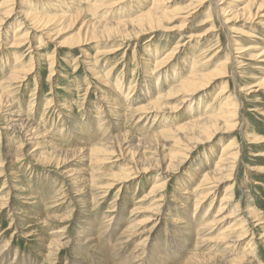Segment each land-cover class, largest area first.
I'll list each match as a JSON object with an SVG mask.
<instances>
[{"label":"rangeland","instance_id":"374dc122","mask_svg":"<svg viewBox=\"0 0 264 264\" xmlns=\"http://www.w3.org/2000/svg\"><path fill=\"white\" fill-rule=\"evenodd\" d=\"M15 1L17 4L23 3L25 5L23 9L36 8L35 11L37 12H41L42 8H48V6L51 11L53 9L61 11L63 8L62 6L53 8V3H43L40 0ZM200 1L160 0L158 4L154 5V8L157 9V12L166 15L161 24L162 26H169L171 30L167 28V31L164 30L166 28H161V30L145 35H136L135 32L139 23L133 25H128L129 23L115 24L111 29H108L106 27L108 22L105 21L116 22L123 17H135L136 14L148 9L149 6L141 7L139 4L137 7V4L133 3L130 7L132 1L129 0L128 5L126 3L121 8L110 12L90 8L86 3L81 2L78 4L81 5L80 12L72 13L69 10L72 14L55 25L57 27L53 33L52 41L42 47L38 53L39 56L34 55L29 64L28 58L31 54L23 53L25 48L19 50L17 56L21 57L22 55L29 66L26 69H31L30 71L35 72V74L32 73L28 77L29 79L22 84H15L14 81H10L3 84V88L19 87L18 90L13 89L15 90L13 98L26 114H30V118L34 122L36 121L37 125L45 128L51 134L54 133L62 144L64 141L72 144L75 141L73 136L78 128L84 133V137L86 136L91 141L96 137L98 138L99 132L105 129L108 135L114 133L115 135L110 143H104L103 141L99 143V153L93 154L87 159H82L83 155L69 153L65 158L66 163L59 166V169L49 167L46 171H43L37 166L28 164L24 159V161L16 162L15 166L20 172V185L24 186L26 190L29 189L34 192L39 198L37 205L29 209V218L21 224L16 220L14 213L20 208L24 214V211H28L30 207L24 205V203L20 204L19 200L13 202L7 200V196L4 197L5 192L2 191V184L6 182L5 177L0 179V203L6 200V207L1 208L0 206V242L5 243L8 241L11 245L2 252L6 253V256L0 257L2 264H6V262L7 264L42 263L44 260L41 253L45 249H41L42 244L40 241L44 239V242H49L50 240L46 239L51 235L54 228L49 231V224L44 223V219L40 217L44 218V214L47 213L52 216H63L64 212H67V215H64L67 216L64 225H68L67 234L73 239V242L62 250L61 256H59L60 261L57 264H85L86 262L88 264H99V259L91 256L89 252L83 251L77 240L79 236L77 221L81 214L71 210L77 208L76 202L74 205V199L78 194L75 189L80 188L81 185L80 178L87 179L89 175L97 176L96 183L92 188L79 191L89 199L87 203H89L91 210L90 215L95 221L103 217L102 212L108 210L115 202L117 195H119L116 211L121 214L120 220L121 218L129 220L130 211L133 210L132 219H135L137 224L143 225L148 211L152 207L150 198L156 192L154 189L156 174L160 172L159 168L162 169L168 165V162L160 160V155L170 156L183 145L182 141L173 145L171 142L172 135L170 133H160L159 130L174 127L175 124H183L189 119L190 112L193 111L198 113L200 109H203L208 114L207 109H209L208 106L212 103L213 97L226 84L227 93L239 104L236 119L229 120L228 125H221V131L214 137H203L196 140V136L193 133L190 134L193 127H186L179 132L182 133L181 135H188L193 140L187 144L188 152L185 157L172 158L174 165L170 170L175 172V180L167 185L161 195L167 197L166 203L177 207L176 202L173 201V196H179L176 187H193L197 181V176L192 177L193 168L199 167L201 171L205 169L212 170L213 163L221 153L223 146L234 143L231 150L237 153V158L234 167L231 169V177L223 184L225 187L223 186L220 197L224 190L229 187V190L234 194L233 204H236V202L242 206L249 204L254 208L256 207L264 217V56L260 55L262 54L261 50L264 49V27L259 24V21L264 23V9L257 15L250 17L249 21H246L243 19L244 15L239 14L234 18L231 14L251 0H238L237 2L222 0L221 7H228L226 17L233 18L230 19L231 21H225V15L219 17L217 15L216 0H203L202 4L199 3L198 5L197 2ZM227 2L230 3L227 4ZM191 4H197L198 7L189 10V7H192ZM238 5L239 7H237ZM183 9L188 14H182ZM183 15L186 16L183 17ZM167 16L172 18L170 19ZM19 21L20 18L14 16L5 26L7 39L13 36ZM86 23L94 24L87 27ZM252 33L255 34L253 38L250 37ZM191 35L196 37L190 39ZM56 43L60 44L57 50H55ZM14 51L16 50H9L8 48L5 51L2 61L6 62L3 65L2 72L0 70V80L10 75L15 59ZM203 51H207L208 54L211 53L212 59L203 68H199L198 72L207 71L210 74L219 71L224 72L219 73V77L208 87L196 93L189 104H182L181 98L175 97L176 95L173 92L165 95V98L169 99L159 100L156 104V111L148 123L151 124L155 121L157 126L163 129L155 130L149 126H147L148 128L139 129L134 126V123L131 126L126 124L124 128L120 129L117 126V128L115 127V121L105 111V100L101 99L113 98L114 86L119 80L121 81V92L127 94L130 87V91H132L130 96L135 101L133 105H139L143 103L145 96H149L145 95L146 93L144 94L145 91L143 90L145 88H147V93H151V95L167 91L176 78L189 70L192 60L195 58L196 60L200 59L199 54ZM53 61L52 66L51 62ZM155 67H157L156 70ZM107 71H110L111 77L105 76ZM159 74L162 75L159 84L155 88L151 87V81L158 78ZM35 75L36 77H34ZM35 86L40 89H35ZM35 90L40 93L36 96L41 95L38 99L34 98L38 100V103L28 105V101L36 97L32 95ZM55 92L57 93L55 94ZM46 94L50 98L53 97L55 101H59L60 108H63L64 104L67 106L66 100L71 101L74 108L71 116L74 118L65 117L67 116L66 106L62 109L64 114L58 113L57 107L48 109L41 102L48 98L43 97ZM39 103L43 105H39ZM217 105H212L210 111H216L218 109ZM106 110L108 111V109ZM90 112L101 113L106 116V124L97 129L98 135H93L95 133L93 132L95 121L89 114ZM215 115L216 112L211 113V116H214L212 118H215ZM67 120L69 121L67 122ZM6 124L7 121L1 120V145L6 146L8 144L7 148L14 150L18 145L17 139L5 133L6 129L2 127H5ZM68 128L71 130H68ZM148 129L157 132L155 138L157 144L154 143V140H144L140 137L146 132H152ZM86 131L87 133H85ZM64 134L71 136L73 139H63L62 135ZM7 137L9 139H6ZM74 143L76 144V141ZM63 147L65 149L67 145L64 146L63 144ZM1 149L7 150L4 147ZM2 150L0 157L3 155ZM111 151H115V154ZM114 160L116 161L114 162ZM180 161H182V165L178 163ZM132 166H137L140 169L146 168V172L124 183L123 192L118 193L117 187L104 203L100 206L95 205L91 198L98 191L96 185L127 180L133 169ZM59 171L63 172L62 175L65 179L68 173L72 177H77V182L64 188L67 190L65 194L73 199L68 206H63L60 211L50 208L45 209L46 205L44 204L59 193V184H55L54 187L52 185L55 177H59V180L63 178L59 176ZM5 185L8 186V183ZM136 197H144V201L137 203ZM70 205L74 207L71 209ZM215 206L214 212L217 211L219 202ZM189 207L190 214L194 213V207L190 205ZM198 213L200 217L203 215L204 210ZM251 217L254 220L252 215ZM164 222L163 220L159 225L156 237H153L154 239L148 248L152 251L156 249V252H151L147 264H191L188 263L189 260H183L182 257L184 253L191 250L193 241H180V237L184 238L185 234L168 233L169 231L165 230ZM97 223L96 226L98 225L99 228L102 222L97 221ZM253 224L254 228L251 231L259 235L264 234L263 224L258 222H253ZM190 225L192 224L190 223ZM23 226L26 227L22 229ZM56 226H59V224L54 227ZM112 229H109L100 238V250L103 253L100 255L105 258L101 257L104 259L102 264H115L120 259L124 260V253L117 256V249H115L116 237L110 235ZM30 231H35L34 235ZM216 236L217 233L211 234V237ZM135 240H139V237H136ZM130 247L128 244V246H122V249H124V252H129ZM255 247V250L251 251L252 254L256 251V254L246 256V264H264V244L257 242ZM244 248L245 246L242 251H244ZM199 252L208 254L209 247L199 248ZM83 255L87 257L85 258ZM219 256L222 257L205 259L199 264H228L230 261L222 253ZM95 260L97 262H94ZM44 264H50V261L45 260Z\"/></svg>","mask_w":264,"mask_h":264},{"label":"bare ground","instance_id":"6f19581e","mask_svg":"<svg viewBox=\"0 0 264 264\" xmlns=\"http://www.w3.org/2000/svg\"><path fill=\"white\" fill-rule=\"evenodd\" d=\"M131 1L132 3L130 4V7L134 3L137 4V7L140 4L141 7L149 6V8L139 14H136L135 17L132 18L123 17L122 19H119L116 22L105 21L108 22L106 25L108 29H111V27L115 24L126 23H129L128 25L139 23L138 29L135 32L136 35L149 34L154 31L161 30V28H166L164 30H167V28L170 29L169 26L166 27L162 26L161 24L162 19L165 18L166 15L157 12V9L154 8V5L158 4L160 0ZM237 1L238 0H233V2ZM40 2L53 3V8H59L60 6H62L63 8L61 9V11L56 9H53L51 11V8H49L48 6V8H42L41 12H37L35 11L36 8L23 9V7L25 8V5L23 3L17 4L15 0H2L0 2L1 72L4 68V63L6 62L2 61V59L3 56H5V51L7 50V48L9 50H16L13 52L15 59L9 73L10 75L7 78H2L0 80V128L1 120L7 121L6 126L2 128L6 129L5 133H8L11 136L15 137L17 139L18 144L16 146V149L14 150H12L11 148H7L8 144L6 146H3V144L1 145L2 133L0 132V152L2 150V147L7 149L2 150L3 155L2 157H0V179L5 177L6 182L2 184V191L5 192L4 197L7 196V200H10L12 202L19 200L20 204L24 203V205H29L28 207H30L28 208V211H24V214L23 210L20 208L17 212L14 213L16 220H18L20 224L29 218V209L34 208L35 205H37L39 198L34 192L30 191L29 189L26 190L24 186L20 185V172L15 166L16 162L25 160L28 164L30 163L33 166H37L43 171H46L49 167H56L59 169V166L66 163L65 158L69 153L83 155L82 159H87L93 154H98L100 151V147L98 146V144L102 141L104 143H110L113 140V136L115 135V133L113 135H108L107 130L105 129L104 131L99 132L98 138L96 137L93 139V141H91L89 140V138L87 139L86 136L84 137V133L78 128L75 131V135L73 136L76 141V144L74 143V140V142L72 143L73 145L70 142L64 141V146L67 145V147L64 149L62 142H60V139H58L54 133L51 134L45 128H42L41 126L37 125V122L35 121V123L34 120L30 118V114H26L24 109L16 103L15 98H13V93L15 91L13 89L18 90L19 87L13 88L10 86L9 89L8 87L3 88V84L8 83L10 81H14L15 84H22L23 82L29 79L28 77L32 73L35 74V72L30 71L31 69H26L29 68V66L24 61L25 58H23L21 54V57H18L17 53L21 48H25L23 53H27V55L31 54L28 58L29 64L31 62L30 60L34 58V55L39 56L38 53L41 48L46 46L48 42L52 41V37L54 36L53 33L55 32L57 27L55 25L58 24L59 21L69 17L70 14H72L73 12H80L79 8L81 7V5L79 6L78 4H80L81 2L86 3L90 8L112 12L113 10L121 8L127 2L129 3V0H40ZM202 2L203 0L197 3L199 5V3L202 4ZM128 3L126 5H128ZM222 3V0L215 1L217 15L218 17L225 15V21H231L233 19L232 17L235 18L239 14L244 15L243 19L249 21L250 17L257 15L264 9V0H251L249 3H246L244 6L240 7L239 10L234 11L231 14L232 17H226V15H228V7H221ZM229 3L230 2H227V4ZM191 5L192 7H189V10L198 7L197 4ZM237 7H239V5ZM69 10H71L72 13L69 12ZM182 14L188 13L183 9ZM14 16H18L20 18V21L18 26L16 27V31L14 32L13 36L7 39L5 26L11 21ZM184 16L186 15H183V17ZM169 18L171 19L172 17ZM93 24L94 23H92L91 25L86 23L87 27H91ZM259 24L264 27V23L262 21H259ZM194 37L196 36L191 35L189 38L193 39ZM250 37H255V34H250ZM55 45V50H57L60 44L56 43ZM261 51L262 54L260 55L264 56V49ZM210 54H208L207 51L200 52V59L197 57L198 60H196V58L192 60V63L188 68L189 70L184 72V74L180 75L178 78H176V80L171 84V86H169L167 91H157L159 93H157L156 95H151V93H147V88H145V90H143L145 91L144 94L146 93L145 95L149 96H145L143 103L139 105H133L135 104V101L132 100L133 98H131L130 96V93L132 92L130 91V87L128 89L127 94L121 92V81L119 80L116 86H114L115 90H113V98L101 99L105 100V111L109 115H111V118L115 121V127L117 126L118 129H120L124 128L126 124H129L131 126L134 123V126L139 129L148 128L147 126L155 130L163 129L159 128L155 121H153L151 124L148 123L149 120L153 117V113H155L156 111V104L159 100L169 99L165 98V95L170 92H173L176 95L175 97L181 98L182 104H189L193 100V97L196 95V93L208 87L214 80L219 77V73L224 72L219 71L214 74H210L207 71L202 73H200V71L198 72L199 68H203L206 63L211 61L212 57ZM53 64L54 61L51 62L52 66ZM156 69L157 67H155V70ZM105 76L111 77L110 71H107ZM160 76L162 75L159 74L158 78H154L151 81V87L155 88V86L159 84ZM34 77H36V75ZM226 85L222 86L221 89L213 97L212 103H210L211 105L209 104V109H207L208 114L206 111L205 113L203 109H200L198 113H194L195 111H193L190 112V115L188 116L189 119L183 122V124H175L176 126L174 127L166 128L165 130H159L160 133H170L172 135L171 142L173 143V145L178 144L180 141L183 142V145L179 148L177 152L175 151V153L170 156L166 154L160 155V160L162 162H168V165L164 167L162 166V169L159 168L160 172L156 174V182L154 186L156 192L150 198L152 207L148 211L143 225L137 224L135 222V219H132L133 210L130 211L129 220L122 218L120 220L121 214L119 211H116L118 209L117 202L119 200V195H117V198L114 200V203L116 204L113 203L112 206L108 208V210L102 212L103 217L100 220L96 219L95 221L94 218L90 215L91 210L89 208V203H87L89 199L83 196L82 192L79 193V191H82L87 188H92L96 183L97 176L89 175L87 179L80 178V188L77 187L75 189V192L78 194L74 199V205L76 202L77 208L74 209V206L70 205L71 209L73 208L71 211H77L81 214V216L78 217L77 221L79 234L77 240L80 243V246L83 251H87L91 254V256H94L99 259V264H102V261L105 259L103 256L100 255L103 254L100 250V238L102 235H105L109 231V229L112 228L113 231L111 232L113 234L110 233V235H114L116 237L115 249H117V256H120L122 253H124L125 255L124 260L119 258V262H115V264H147L149 258L151 257V252H156V249H153L152 251V249L148 248L151 245L153 239L156 237L157 229L159 228V225L163 222V220L165 221V230L167 232L169 231L168 233H173L177 235H181V233L185 234V240L184 238L180 237V241L182 242L191 240L193 241V246L191 250L187 251V253H184L182 257L184 258L183 260H189L188 263L191 264H199L205 259L222 257L219 256L221 255V253L224 254L227 259L230 260L228 264H246V256H253V254H256V251L252 254L253 249L255 250L256 248L255 244L257 242H261L264 244V234L259 235L256 234L254 231H251V229L254 228L253 222H258L259 224L264 225V217L261 215V212H259L256 207L254 208L249 204H246L244 206L240 205L238 202H236V204H233L234 194L229 190V187L224 190V193L220 197L224 186L223 184L229 180V177H231V169L234 167V163L237 158V153H234L231 150V147L234 145V143H230L229 145L223 146L221 153L213 163L212 170L205 169L204 171H201L199 167L193 168L192 177L197 176V181L193 187H176L177 191L179 192V196H173V201L176 202L175 204L177 205V207L166 203L167 197L161 195V192H163V190L167 188V185H169L170 182L175 180V172L170 170L174 165L172 158L178 156L185 157L188 152L187 144H189L193 140V138L188 137V135H181L182 133L179 132L185 129L186 127H193V130L190 131V134L193 133L196 136V140H200L203 137H214L221 131V125H228L229 120L231 121L236 119V116L239 111V104H237L234 98H231V96L227 93ZM36 88L40 89L39 87L35 86V89ZM56 93L57 92H55V94ZM36 94L40 93H37L36 90L33 91L32 95L36 96ZM47 95L48 94L43 97H48ZM39 96L41 95L31 98V100L28 101V105H34L38 103V100L35 99H38ZM114 96H116V98H114ZM66 101L67 106L66 104L63 105V108H65L66 106L65 112L67 116L65 117L74 118L73 116H71L74 112L73 104L69 100ZM41 102H43L48 109L51 107L55 109L57 107V112L60 114H64L62 110L63 108H60L61 105H59V101H55L53 97L45 98ZM214 104H218V109L216 111H210V107L212 105L214 106ZM39 105L43 104L39 103ZM106 109H108V111ZM214 112H216V117L212 118L214 116H211V113ZM193 113L195 114V116ZM89 114L95 121L93 125V128H95L93 132L95 133L91 134L98 135L97 129L106 124V116H103L101 113L94 112H90ZM68 121L69 120H67V122ZM68 130L71 129L68 128ZM87 131L85 133H87ZM151 131L152 132H146L143 135H140V137L144 140H154V143H156L157 140L155 138L157 136V132H153L154 130ZM66 135H62V138H69L71 140L73 139L71 136L69 137L68 135L67 137H65ZM6 139H9V137H7ZM31 147H33L32 150ZM111 152L115 154V151ZM115 161L116 160H114V162ZM178 163L181 164L182 161ZM131 168L133 169L130 172V175L127 177V180L124 179L119 182L113 181L109 183L97 184L96 187L98 191L91 198L93 203H95V205L97 206H100L106 201V199L110 196L114 189L118 187L117 192H123L125 188L124 183H126L128 180L135 179L140 176V174L146 172V168L140 169L137 166H132ZM62 173L63 172L59 171L60 177H63ZM66 177V179L64 177L62 178L63 181L62 179L59 180V177H55V180L53 181L52 185L54 187L55 184H59V193L57 194V196L52 198V200H49L46 204H44L46 205L45 209L50 208L60 211L63 206H68L70 204L73 198L65 194L67 190L64 188L70 187V184L77 182L78 179L77 177H72L70 173H68ZM6 183H8V186L5 185ZM142 201H144V197H136L137 203ZM218 202L219 207L217 211L214 212L216 207L215 205H217ZM5 205L6 200L0 203L1 208L6 207ZM189 205L194 207V213L192 214H190L191 212L189 210ZM201 210H204V213L202 216L199 217L198 212H200ZM64 213V215H67V212ZM64 215L52 216L50 215V213H47L46 215L44 214V218L40 217L41 219H44V223L46 222L49 224V231L54 228V230L51 231V235L46 239L50 240L49 242H44V239H41L40 241L42 244V246H40L41 249H45L44 252L41 253L44 261L42 260L43 262L40 264H44L45 260L50 261V264H57L58 261H60L59 256H61L60 254L62 250L73 242V239L67 234L68 225H64L66 224L67 216ZM251 215L253 216L254 220L252 219ZM97 221L102 222V225H100L99 228L98 225L96 226V224H98ZM190 223L192 225H190ZM53 224L54 226L59 224V226L54 227L52 226ZM25 227L26 226H23L22 229H24ZM30 232L34 235L35 231ZM214 233H217V236L211 237V234ZM136 237H139V240H135ZM66 239L68 240L65 241ZM108 244H110V242H108ZM128 244L131 246L130 251L124 252L122 246H128ZM10 246V242L8 241L5 243L0 242V257L6 256V253L2 252H4L7 247ZM244 246V251H242ZM198 247H209V253H200ZM215 251H217V253H215ZM101 257H103L104 259ZM91 261L93 260L91 259ZM94 262L97 261L95 260ZM85 264L88 263L86 262Z\"/></svg>","mask_w":264,"mask_h":264}]
</instances>
